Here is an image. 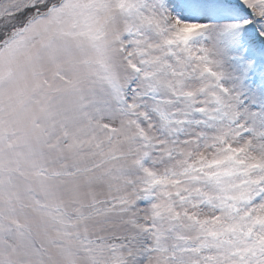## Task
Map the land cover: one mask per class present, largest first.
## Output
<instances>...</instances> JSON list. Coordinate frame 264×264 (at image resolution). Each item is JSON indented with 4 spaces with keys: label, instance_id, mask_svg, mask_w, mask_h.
<instances>
[{
    "label": "snow or ice",
    "instance_id": "6c2138e0",
    "mask_svg": "<svg viewBox=\"0 0 264 264\" xmlns=\"http://www.w3.org/2000/svg\"><path fill=\"white\" fill-rule=\"evenodd\" d=\"M0 264H264V0H0Z\"/></svg>",
    "mask_w": 264,
    "mask_h": 264
}]
</instances>
